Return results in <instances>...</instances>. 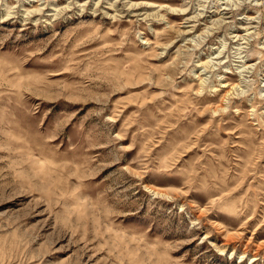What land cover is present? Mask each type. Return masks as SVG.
<instances>
[{
    "label": "rangeland",
    "instance_id": "obj_1",
    "mask_svg": "<svg viewBox=\"0 0 264 264\" xmlns=\"http://www.w3.org/2000/svg\"><path fill=\"white\" fill-rule=\"evenodd\" d=\"M0 264H264V0H0Z\"/></svg>",
    "mask_w": 264,
    "mask_h": 264
}]
</instances>
